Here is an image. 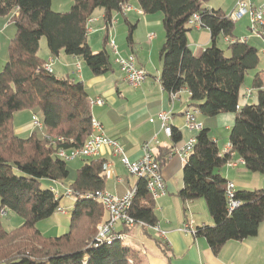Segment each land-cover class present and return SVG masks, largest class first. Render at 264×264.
Wrapping results in <instances>:
<instances>
[{"label":"trees","instance_id":"obj_1","mask_svg":"<svg viewBox=\"0 0 264 264\" xmlns=\"http://www.w3.org/2000/svg\"><path fill=\"white\" fill-rule=\"evenodd\" d=\"M131 0H73L66 12H54L51 0H0V17L15 27L7 45V60L0 71V217L11 212L22 219L12 230L0 221V264H144L140 251L125 241L107 245L95 241L97 226L107 214L89 195L103 191L105 175L101 159L82 160L69 186L74 202L67 231L46 237L36 227L56 213L61 196L42 188L41 180L61 182L68 177L66 162L57 158L58 149L79 148L90 134L91 104L83 83L60 77L44 69L47 60L38 55L42 38L51 58L60 52L80 59L90 72L100 76L112 72L109 31L115 14ZM143 15L161 14L164 40L159 50L162 90L175 95L186 89L191 112L214 118L234 114L228 135L230 151L221 154L209 129L194 133L192 153L183 166L182 202L204 200L212 226L197 227L194 237L203 238L213 255L228 241L255 237L264 222V190H238L239 202L227 211L226 185L220 171L233 157L241 158L250 173L264 174V72L252 78L255 104L239 107L245 76L259 64L256 47L233 36L235 22L220 9L205 6L208 0H134ZM96 10L103 13L101 49L93 53L87 43L88 20ZM198 16L200 29L207 30L210 44L200 56L193 55L189 21ZM126 44L133 46L136 24L124 19ZM227 39L226 50L218 46ZM228 52V55L226 54ZM54 62V60H53ZM39 111L43 135L35 129L26 138L14 132L13 117L22 111ZM176 144L180 132L171 127ZM174 147H161L155 155L160 168ZM136 195L129 214L149 226L157 225L156 203L145 182L136 180ZM148 228H142L146 233ZM120 231H130L121 228ZM131 262V263H130Z\"/></svg>","mask_w":264,"mask_h":264},{"label":"crops","instance_id":"obj_2","mask_svg":"<svg viewBox=\"0 0 264 264\" xmlns=\"http://www.w3.org/2000/svg\"><path fill=\"white\" fill-rule=\"evenodd\" d=\"M51 1L52 7L53 0ZM253 1L258 4L261 0ZM71 3L72 1L67 0L65 5L70 6ZM128 5L131 10L123 14V20L126 19L131 24L134 22L136 24L133 35L134 43L132 48H129L127 44L121 45L119 48L115 46L121 57H127L132 54L135 58L136 66L147 74V78L140 88L133 89L128 85L115 64L112 53L111 59L114 63V70L100 76H95L87 67H82L80 59L67 56L62 52L53 58L52 66L55 75L73 77L81 81L89 101L96 97L104 100L103 106L91 105L92 118L102 124L104 134L109 139L118 142L130 161H136L142 156V146L145 143L149 145L155 155L161 147H174L173 154L167 158L166 163L160 168L166 192L162 197L155 200L156 210L160 214L156 215L157 226L164 237L161 238L159 234L151 229L144 233L142 229L137 228L130 231L127 240L137 235L140 238V242H136L138 244L134 241L130 243L136 248L137 245L144 246L142 238L146 237L153 240L154 244L159 248L154 254L145 252L143 255L140 253L144 264H264V222L260 224L255 237L243 241H228L216 256L211 253L203 238L194 237L192 233L182 231L183 226L187 224H190L193 230H196L197 227L213 225V220L206 209L207 207H205L204 200L197 199L182 202L177 197L178 192L183 187L184 162L175 151L181 149L189 138L194 136V133L187 128L185 119V114L191 111L188 104L189 94L186 89L175 95L167 94L162 90L159 83L161 70L159 50L164 38L159 34L158 36L153 35V29L150 25L151 19L142 13L139 14L140 9L136 1L131 0ZM117 15L119 14H115L113 17L114 23L108 34L109 41L113 43L115 27H118ZM140 16L142 17L141 20L139 19ZM102 18V11L96 10L93 13L92 19L94 21L91 26H98L100 31H104ZM8 24L2 25L0 29L5 30ZM137 24L142 26L146 33L143 38L140 37L139 31L136 32ZM124 27L123 34H126V24ZM149 34L152 36L151 39L148 38ZM191 35L193 36L192 39ZM233 36L245 39L241 38L235 31H233ZM187 37L190 49L196 57L200 56L202 51L210 44L209 32L199 27H192ZM258 37L260 38V36L256 35L255 38L257 39ZM250 39L251 37L247 39V42L254 45L250 42ZM219 44L226 47L227 39L221 38L218 41V46ZM261 44L260 50L262 52L264 50V42L261 41ZM46 53L47 59H50L51 56L48 50ZM226 54L228 55V52ZM41 58L46 60L43 57ZM255 73L249 76L247 85H251ZM244 86L240 91L239 107L247 103H256V96L253 97L252 92L249 98L244 97L245 91L251 88ZM27 112L31 114L26 122L23 121L22 115H19V117L14 115L13 117L14 132L17 135L26 134L29 136L35 130L31 122L34 112ZM160 112L169 113V125L176 128L181 134V139L178 143L173 144L170 137L164 133L161 122L158 119ZM195 120L201 128L209 129L211 138L216 142L219 152L223 154L224 148L229 145L228 135L234 122V114L227 113L214 118H206L196 113ZM94 159H101L104 163L110 164V168L104 173L105 192L114 197H121L135 186L137 179L133 177L134 179L132 180V177L127 175L128 173L121 165L119 159L111 155L107 148H103L100 155ZM234 159H237V157H233ZM220 173L228 183L233 185L234 191L264 190V174L250 173L242 164H237L236 167L225 166ZM48 186L61 196L60 205H62L63 196L54 186ZM54 229H56V237L61 236L66 231L64 225H57Z\"/></svg>","mask_w":264,"mask_h":264},{"label":"built area","instance_id":"obj_3","mask_svg":"<svg viewBox=\"0 0 264 264\" xmlns=\"http://www.w3.org/2000/svg\"><path fill=\"white\" fill-rule=\"evenodd\" d=\"M131 10V7L126 4L122 7V15ZM141 10L139 14H141ZM247 16L249 19L250 31L257 35L264 37V0L255 3L253 0H236L234 10L229 14V18L233 22H237L243 17ZM93 19L88 20L87 31L88 33L92 31L91 24ZM114 23V21L112 22ZM190 26L199 27L198 16L193 15L189 21ZM149 39L152 38L150 35ZM246 39H239V41H245ZM110 52L114 56V62L117 65L120 73L123 75L125 81L133 89H138L142 86L147 78V74L141 68H138L135 64V58L132 54H129L127 57H121L118 54L117 48L112 41H109ZM264 55V50L262 51ZM53 59L50 58L44 64V69L48 72H52ZM251 96V91L246 90L244 93L245 98ZM91 105L103 106L104 100L100 97H96L90 101ZM195 112H187L185 114L187 128L195 133L201 127L197 124L195 120ZM158 119L161 122V126L166 135L170 136L171 129L169 125V113L160 112L158 114ZM33 129H41L42 125L40 121L37 120L36 116L31 117ZM195 144V137L192 136L189 138L187 143L181 148L176 150V154L181 158L183 162L186 161V158L192 153L193 147ZM103 148H107L111 155L117 157L121 165L125 168L128 175L133 176L135 179H142L145 182L146 189L152 199L156 200L162 197L165 190V183L160 173V165L155 159V154L150 149L147 143L142 146V156L136 161H130L128 157L123 152L122 147L118 144L117 141L109 139L104 134V129L101 123L92 118L90 126V134L79 148L71 149H58L55 153V156L65 162L73 161L76 159L80 160H90L98 157ZM230 151V146L227 145L224 148L223 153ZM237 164L244 165V161L241 158L231 159L227 162L226 166L236 167ZM110 168V164H103V172L105 173ZM136 186L130 188L124 195L121 197H114L109 193L103 191H96L93 194H90L89 197L97 200L102 207L104 208L107 217L105 221L101 222L97 226V233L95 241L97 243L105 242L107 245L112 244L114 241H125L128 238L126 232L120 231L121 228H124L128 231L134 229L148 228L159 234L163 238V233L160 231L157 225L149 226L144 221L134 219L130 214L129 210L132 204L133 199L136 195ZM234 188L231 183L226 185V199H227V211L230 213L236 206L239 205V202L234 199ZM56 197L58 193L55 192ZM70 191H68L66 197H70ZM56 212L65 213L64 207L60 205L57 207ZM120 228V229H118ZM182 231L186 233L194 234L195 230L191 227L190 224L183 226ZM131 263V262H130Z\"/></svg>","mask_w":264,"mask_h":264},{"label":"rangeland","instance_id":"obj_4","mask_svg":"<svg viewBox=\"0 0 264 264\" xmlns=\"http://www.w3.org/2000/svg\"><path fill=\"white\" fill-rule=\"evenodd\" d=\"M66 1L67 0H53V4L51 7L52 10L54 12H66L70 7L68 5H65ZM69 1H73V0H69ZM235 4H236V0H208L205 3V6L207 8L221 9L226 15H229L231 13L232 9L234 8ZM117 16H118L117 17L118 27L117 28L115 27V32L113 34V38H114L113 40H114V44L119 48V46L126 44L125 39H126L127 31H126V34H123V29L125 28L123 15L119 14ZM147 17L151 19L150 25L152 26V29H153L152 30L153 35L158 36V34H159L160 36H163V38H164L163 28L161 25V18H162L161 14L148 15ZM139 19L141 20L142 17L140 16ZM7 23H9V24H8V27L5 28V30L0 29V71H1L4 63L7 60L8 42L14 36V33H15V27L9 21V16L8 17H0V28L2 25L4 26ZM132 24H135V22ZM137 31H139V35L141 38H143L146 35L143 27L138 26V24H137L136 32ZM234 31L237 32L241 38H245L246 40L249 37H251L250 42L253 43L254 44L253 46L256 47L259 51V64H258L257 68L255 70L249 71L245 76L244 85L247 88H250L251 85L250 84L247 85V81L249 80V76L253 75V73L258 72V71L264 72V55L262 54V52L260 50V47L262 46L261 41L264 42V37L260 36V38L259 37L257 39L255 38L256 35L250 31L249 19L247 16H245L242 19L235 22ZM103 35H104V31H100L98 26L97 27L92 26V31H90L88 36H87V43L90 47V50L93 53H97L101 49ZM136 35H138V34L136 33ZM149 35H151V34H149ZM192 38H193V36L191 35V39ZM219 47H221V49L224 51L226 50V47L222 44H219ZM145 50H147V49H145ZM46 52H47L46 40H45V38H42L40 40L39 56L48 60ZM80 64L82 65V67L86 68L85 64L82 61H80ZM250 90L252 92L253 97H255L256 96L255 92L252 91V88H250ZM26 112H21V113L18 112L14 115L16 117H19V115H22L21 117L23 118V121L26 122V120L29 119V116L31 114L30 112H27V113ZM33 114H34V116H36L38 121L42 122V117H41V114L39 111L35 110ZM36 132H37V135L41 137L43 135L44 131H43V129H40V130H37ZM17 136L22 137V138L27 137L26 134H24V135L20 134ZM82 163H83V161H81L80 159H76L73 161L66 162V166H67V170H68V177L61 182L54 183L53 181L45 180V179L40 181L42 188H49L48 185H52L63 196V200H62L63 204L62 205H63L64 211H65V213H63V214L56 212L50 219L40 221L36 224L37 229L44 236L56 237V235H55L56 229H54V227L57 225H60V226L64 225L65 229L67 231L68 225H69V219H70V215H71V210H72V206H73V202H74V197L73 196L66 197V195L69 191L70 184L75 179L76 171L82 165ZM131 177L133 180L134 179L133 176H131ZM201 201H203V200L201 199ZM155 214L160 215L159 211H157V210H156ZM0 221H1L3 228L7 231L12 230L14 228H17L22 223V219L20 217H18L14 213H11L8 211L6 212V214H1ZM142 240L144 242V246H141V245L138 246L137 245L138 250L140 251L141 254L144 255L145 252L150 253V254H154L155 251L159 250V248L154 244L153 240H150L149 238H146V237L142 238ZM132 241H134L135 243L140 242V238L137 235H135V236L131 237L130 239L126 240L125 243L130 244ZM136 244H138V243H136Z\"/></svg>","mask_w":264,"mask_h":264}]
</instances>
